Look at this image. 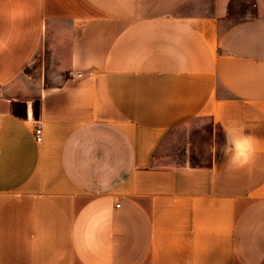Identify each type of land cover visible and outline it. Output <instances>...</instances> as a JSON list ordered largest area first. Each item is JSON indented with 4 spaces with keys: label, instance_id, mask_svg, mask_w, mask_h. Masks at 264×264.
Masks as SVG:
<instances>
[{
    "label": "crops",
    "instance_id": "obj_1",
    "mask_svg": "<svg viewBox=\"0 0 264 264\" xmlns=\"http://www.w3.org/2000/svg\"><path fill=\"white\" fill-rule=\"evenodd\" d=\"M0 264H264V0H0Z\"/></svg>",
    "mask_w": 264,
    "mask_h": 264
},
{
    "label": "rangeland",
    "instance_id": "obj_2",
    "mask_svg": "<svg viewBox=\"0 0 264 264\" xmlns=\"http://www.w3.org/2000/svg\"><path fill=\"white\" fill-rule=\"evenodd\" d=\"M181 130L192 131V141L189 155L194 161L202 159L204 156H209L213 134L215 135L217 148L220 151L222 140L221 132L210 118L203 117L197 119L191 123L183 125Z\"/></svg>",
    "mask_w": 264,
    "mask_h": 264
},
{
    "label": "built area",
    "instance_id": "obj_3",
    "mask_svg": "<svg viewBox=\"0 0 264 264\" xmlns=\"http://www.w3.org/2000/svg\"><path fill=\"white\" fill-rule=\"evenodd\" d=\"M35 137L39 142L43 139V132L40 126H36L35 128Z\"/></svg>",
    "mask_w": 264,
    "mask_h": 264
},
{
    "label": "clouds",
    "instance_id": "obj_4",
    "mask_svg": "<svg viewBox=\"0 0 264 264\" xmlns=\"http://www.w3.org/2000/svg\"><path fill=\"white\" fill-rule=\"evenodd\" d=\"M239 146L240 145H237V147L239 148ZM225 151H227V148L225 149ZM233 161H235V160H239L240 159V157H239V153L236 155V156H234L233 158ZM244 161H241V163H243Z\"/></svg>",
    "mask_w": 264,
    "mask_h": 264
}]
</instances>
